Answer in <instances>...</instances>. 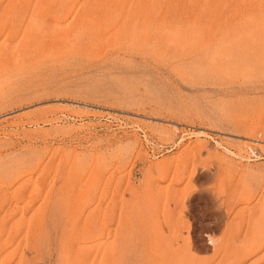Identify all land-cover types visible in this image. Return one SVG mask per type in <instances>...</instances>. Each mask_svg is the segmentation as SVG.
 <instances>
[{
  "label": "rangeland",
  "instance_id": "obj_1",
  "mask_svg": "<svg viewBox=\"0 0 264 264\" xmlns=\"http://www.w3.org/2000/svg\"><path fill=\"white\" fill-rule=\"evenodd\" d=\"M264 264V0H0V264Z\"/></svg>",
  "mask_w": 264,
  "mask_h": 264
},
{
  "label": "bare ground",
  "instance_id": "obj_2",
  "mask_svg": "<svg viewBox=\"0 0 264 264\" xmlns=\"http://www.w3.org/2000/svg\"><path fill=\"white\" fill-rule=\"evenodd\" d=\"M231 263H233V260L232 259H230V261L228 262V264H231Z\"/></svg>",
  "mask_w": 264,
  "mask_h": 264
}]
</instances>
